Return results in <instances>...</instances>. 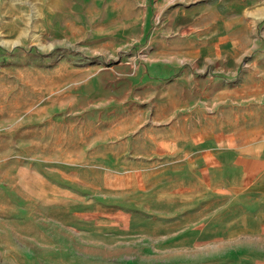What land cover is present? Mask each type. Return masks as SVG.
<instances>
[{
  "label": "rangeland",
  "instance_id": "obj_1",
  "mask_svg": "<svg viewBox=\"0 0 264 264\" xmlns=\"http://www.w3.org/2000/svg\"><path fill=\"white\" fill-rule=\"evenodd\" d=\"M204 2L0 0V264H264V29Z\"/></svg>",
  "mask_w": 264,
  "mask_h": 264
},
{
  "label": "crops",
  "instance_id": "obj_2",
  "mask_svg": "<svg viewBox=\"0 0 264 264\" xmlns=\"http://www.w3.org/2000/svg\"><path fill=\"white\" fill-rule=\"evenodd\" d=\"M202 10L217 28L236 25L242 29L247 22L253 30L264 29V0H205ZM181 13L182 10L174 14ZM261 192L264 193V186Z\"/></svg>",
  "mask_w": 264,
  "mask_h": 264
},
{
  "label": "trees",
  "instance_id": "obj_3",
  "mask_svg": "<svg viewBox=\"0 0 264 264\" xmlns=\"http://www.w3.org/2000/svg\"><path fill=\"white\" fill-rule=\"evenodd\" d=\"M53 56H54V53H50V54L47 55V57H49V58H51Z\"/></svg>",
  "mask_w": 264,
  "mask_h": 264
}]
</instances>
